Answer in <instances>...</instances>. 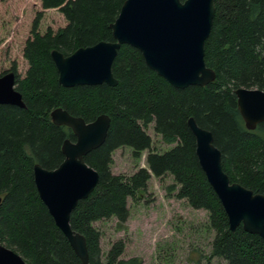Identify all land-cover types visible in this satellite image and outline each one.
I'll use <instances>...</instances> for the list:
<instances>
[{
    "label": "trees",
    "instance_id": "trees-1",
    "mask_svg": "<svg viewBox=\"0 0 264 264\" xmlns=\"http://www.w3.org/2000/svg\"><path fill=\"white\" fill-rule=\"evenodd\" d=\"M40 2L44 9L57 8L66 24L42 34L37 30L41 13L36 14L23 48L26 72L20 77L15 66L11 68L25 107L0 104V243L28 264H83L40 200L33 180L35 163L47 169L57 167L63 160V140H75L70 128L50 119V111L61 107L85 121L102 113L110 118L104 142L84 156L97 171L98 182L70 214L71 228L85 237L88 264H143L140 257L120 258L122 240L111 244L103 260L100 231L93 222L114 217L122 228L128 217L127 198L144 192L151 175L165 174L173 176L178 197L209 214L215 234L206 264L211 257L227 264H264V239L241 225L230 230L225 211L199 166L194 136L186 124L191 116L211 131L223 170L232 182L264 193V121L254 130L247 129L234 94L237 87L264 90V0H214L204 61L214 70L215 79L205 86L185 88L171 86L127 44L119 47L112 62L115 86L60 85L50 51L69 55L79 47L113 40L109 24L124 0ZM151 122L164 143L175 145L164 153L149 151L147 167L130 176L114 174L116 148L128 146L134 157L150 149L145 127Z\"/></svg>",
    "mask_w": 264,
    "mask_h": 264
},
{
    "label": "water",
    "instance_id": "water-1",
    "mask_svg": "<svg viewBox=\"0 0 264 264\" xmlns=\"http://www.w3.org/2000/svg\"><path fill=\"white\" fill-rule=\"evenodd\" d=\"M214 15V0H124L109 24L113 40L79 47L69 55L56 49L50 51L58 82L64 87L102 83L115 86L112 62L119 47L127 44L136 48L145 64L171 86H205L215 79L214 70L204 61V44ZM234 94L245 127L254 130L264 121V90L237 87ZM0 104L25 107L16 89L14 71L0 75ZM49 116L53 124L70 128L75 140H63V160L57 167L33 165L34 185L55 225L82 263L88 264L85 237L71 228L70 214L98 182L97 171L85 162L84 156L104 142L110 118L102 113L85 121L61 107L51 110ZM186 124L194 136L199 166L225 211L230 230L241 225L246 232L264 239V193H255L232 182L223 170L221 152L211 131L200 127L191 116ZM0 264L28 263L19 253L0 243Z\"/></svg>",
    "mask_w": 264,
    "mask_h": 264
},
{
    "label": "rangeland",
    "instance_id": "rangeland-1",
    "mask_svg": "<svg viewBox=\"0 0 264 264\" xmlns=\"http://www.w3.org/2000/svg\"><path fill=\"white\" fill-rule=\"evenodd\" d=\"M41 13L38 32L56 30L66 24L57 9H44L40 0H0V75L13 66L22 77L28 67L23 57L25 42L31 37L32 22ZM151 137V147L139 157L128 146L112 153L114 174L130 176L137 169L147 167L149 151L164 153L175 144H167L155 132L154 123L145 127ZM171 174L151 175L144 192L127 198L128 217L120 228L116 218L93 222L100 231L102 259L117 240L124 242L120 258L140 257L143 264H206L211 251L214 230L204 209L192 208L186 199L178 197V185ZM210 264H227L220 257H211Z\"/></svg>",
    "mask_w": 264,
    "mask_h": 264
},
{
    "label": "flooded vegetation",
    "instance_id": "flooded-vegetation-1",
    "mask_svg": "<svg viewBox=\"0 0 264 264\" xmlns=\"http://www.w3.org/2000/svg\"><path fill=\"white\" fill-rule=\"evenodd\" d=\"M7 71H12V70H11V69H9V70H7ZM7 71H6V72H7Z\"/></svg>",
    "mask_w": 264,
    "mask_h": 264
}]
</instances>
